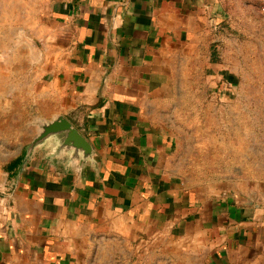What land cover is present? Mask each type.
<instances>
[{"label":"crops","instance_id":"crops-1","mask_svg":"<svg viewBox=\"0 0 264 264\" xmlns=\"http://www.w3.org/2000/svg\"><path fill=\"white\" fill-rule=\"evenodd\" d=\"M17 1L0 0L8 10L0 22L8 24V38L11 24L29 22L20 29L23 44L12 37V45L18 65L34 66L35 78L23 83L24 97L10 81L0 86V264H80L98 240L117 236L115 222L144 221L162 200L182 217L187 211L184 223L199 205L217 222L233 227L250 218L257 227L254 201L250 208L215 196L208 210L199 201L176 205L177 195L188 196L164 168L180 153L170 120L175 99L159 95L173 85L176 68L164 64L166 49L156 43L169 39L181 60L193 26L207 22L217 0H22L18 15ZM51 87L59 98L49 96ZM33 92L55 109L52 120L42 109L27 120L19 112L31 113ZM65 116L86 146L66 132L42 139L44 128ZM184 159V168L194 164L190 155ZM168 214L175 224L179 216ZM159 234L153 229L150 239Z\"/></svg>","mask_w":264,"mask_h":264},{"label":"rangeland","instance_id":"rangeland-1","mask_svg":"<svg viewBox=\"0 0 264 264\" xmlns=\"http://www.w3.org/2000/svg\"><path fill=\"white\" fill-rule=\"evenodd\" d=\"M22 2L16 3L17 15ZM7 11L1 5L0 18ZM208 11L212 16L193 26V37L181 60L176 61L174 56L179 54L174 55L169 39L156 43L166 49L165 57L169 59L164 64L176 68L170 79L173 85L159 95L175 99V115L170 120L180 153L173 164L167 162L164 168H172L181 193L189 198L177 195L176 205L199 201L208 210L215 196L226 197L229 203L235 199L236 205L244 202L248 207L254 201L260 214L252 220L260 222L255 228L247 218L232 227L213 220L207 213L201 214L197 205L196 215L184 223L187 211L182 209V217L173 211L175 206L162 200L157 213L144 221L133 217L134 224L115 222L117 231L113 234L117 236L98 240L100 245L92 257L86 256L80 264H264V232L258 231L264 228V0H217ZM7 26L0 22V86L10 81V86L14 84L21 91L20 97H24L27 93L23 83L35 78V71L34 66L29 70L18 65V48L12 45V37L16 45L23 44L20 29L28 27L29 22L11 24L10 38ZM26 41L27 46L29 40ZM29 46L34 51L35 44ZM55 91L51 87L49 96ZM30 101V114L27 109H18L26 120L41 109L47 112L48 120L53 119L55 109L50 103H39L35 92ZM67 103L65 100L64 106ZM69 118L54 120L44 132L61 120L74 129ZM0 127H5L1 120ZM5 130L3 134H10ZM44 132L42 139L56 134L43 136ZM15 137L18 136H11L8 142L15 143ZM187 154L194 158V164L184 168ZM155 163L160 165V157ZM168 213L179 216L177 223H168ZM156 228L160 234L151 240Z\"/></svg>","mask_w":264,"mask_h":264},{"label":"water","instance_id":"water-1","mask_svg":"<svg viewBox=\"0 0 264 264\" xmlns=\"http://www.w3.org/2000/svg\"><path fill=\"white\" fill-rule=\"evenodd\" d=\"M62 132H66L68 134V137L71 140H74L76 144L79 145L80 147L86 146L85 140L75 130L71 128L69 122L64 120L51 124L48 128L45 129L43 136H48L53 133H62Z\"/></svg>","mask_w":264,"mask_h":264}]
</instances>
